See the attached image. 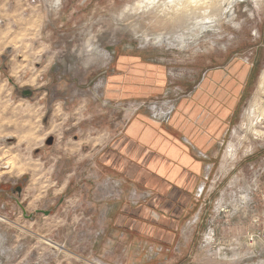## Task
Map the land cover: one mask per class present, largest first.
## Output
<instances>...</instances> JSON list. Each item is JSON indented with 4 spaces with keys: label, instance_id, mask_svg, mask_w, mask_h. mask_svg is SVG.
<instances>
[{
    "label": "rangeland",
    "instance_id": "1",
    "mask_svg": "<svg viewBox=\"0 0 264 264\" xmlns=\"http://www.w3.org/2000/svg\"><path fill=\"white\" fill-rule=\"evenodd\" d=\"M177 1L0 0V264H264V244L250 242L264 226V117L253 114L264 0ZM241 63L221 161L168 261L115 228L123 201L145 197L104 176L97 155L134 114L167 124L206 77ZM141 65L160 69L165 94L111 100Z\"/></svg>",
    "mask_w": 264,
    "mask_h": 264
},
{
    "label": "crops",
    "instance_id": "2",
    "mask_svg": "<svg viewBox=\"0 0 264 264\" xmlns=\"http://www.w3.org/2000/svg\"><path fill=\"white\" fill-rule=\"evenodd\" d=\"M244 68L241 63L219 76L210 74L192 98L178 104L167 124L151 123L144 112L134 114L97 155L104 176L132 188L134 199L138 192L145 197L137 204L123 201L112 220L115 228L130 240L151 245L168 261L179 250L183 226L202 204L200 187L206 188L221 161L243 92L234 91L233 78L241 86L236 76ZM137 71L140 76L117 82L111 100L144 102L165 94L168 83L159 68L141 65ZM206 167H211L209 176Z\"/></svg>",
    "mask_w": 264,
    "mask_h": 264
},
{
    "label": "bare ground",
    "instance_id": "3",
    "mask_svg": "<svg viewBox=\"0 0 264 264\" xmlns=\"http://www.w3.org/2000/svg\"><path fill=\"white\" fill-rule=\"evenodd\" d=\"M177 1V0H176ZM178 2V1H177ZM213 3V0H182L180 1V7H178V10L181 11H187L189 8H191V6H194L195 9H199L198 7L202 6H210ZM176 7V6H175ZM193 10V9H192ZM189 11V10H188ZM259 89L261 91V94H264V71L262 72L261 76H260V85H259ZM261 103V102H260ZM258 104L256 103L255 108H254V112L253 114L257 117H259L261 119V117H264V107L262 104ZM259 114V116H258ZM258 120V119H257ZM253 125V124H252ZM255 132L261 137V135H263V133L261 131H256ZM234 145V144H233ZM232 144L229 145V147L227 148L226 154H225V160L228 158L229 160H232L235 157V149L234 146ZM53 242V241H51ZM46 243V242H45ZM47 243H50L47 241ZM54 243V242H53ZM53 246V245H52ZM57 248V247H56ZM58 248H60L58 246Z\"/></svg>",
    "mask_w": 264,
    "mask_h": 264
},
{
    "label": "built area",
    "instance_id": "4",
    "mask_svg": "<svg viewBox=\"0 0 264 264\" xmlns=\"http://www.w3.org/2000/svg\"><path fill=\"white\" fill-rule=\"evenodd\" d=\"M173 113V112H172ZM172 113H170L168 116H170ZM251 244H257L258 242L264 244V226L258 234H253L250 238Z\"/></svg>",
    "mask_w": 264,
    "mask_h": 264
},
{
    "label": "water",
    "instance_id": "5",
    "mask_svg": "<svg viewBox=\"0 0 264 264\" xmlns=\"http://www.w3.org/2000/svg\"><path fill=\"white\" fill-rule=\"evenodd\" d=\"M26 94L28 93L29 95L31 94V92L30 91H27V92H25ZM21 191V188H19L18 189V192H20ZM44 213V215L45 216H48L49 214H50V212H43Z\"/></svg>",
    "mask_w": 264,
    "mask_h": 264
},
{
    "label": "trees",
    "instance_id": "6",
    "mask_svg": "<svg viewBox=\"0 0 264 264\" xmlns=\"http://www.w3.org/2000/svg\"><path fill=\"white\" fill-rule=\"evenodd\" d=\"M172 118H173V117H172ZM172 118H171V119H172ZM171 119H170V120H171Z\"/></svg>",
    "mask_w": 264,
    "mask_h": 264
},
{
    "label": "flooded vegetation",
    "instance_id": "7",
    "mask_svg": "<svg viewBox=\"0 0 264 264\" xmlns=\"http://www.w3.org/2000/svg\"><path fill=\"white\" fill-rule=\"evenodd\" d=\"M169 123V122H168Z\"/></svg>",
    "mask_w": 264,
    "mask_h": 264
}]
</instances>
